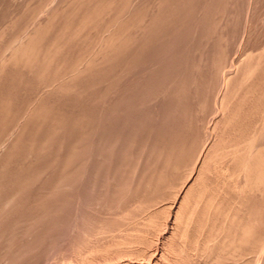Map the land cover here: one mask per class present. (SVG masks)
I'll return each instance as SVG.
<instances>
[{
    "label": "rangeland",
    "instance_id": "rangeland-1",
    "mask_svg": "<svg viewBox=\"0 0 264 264\" xmlns=\"http://www.w3.org/2000/svg\"><path fill=\"white\" fill-rule=\"evenodd\" d=\"M263 170L264 0H0V264H264Z\"/></svg>",
    "mask_w": 264,
    "mask_h": 264
},
{
    "label": "bare ground",
    "instance_id": "bare-ground-1",
    "mask_svg": "<svg viewBox=\"0 0 264 264\" xmlns=\"http://www.w3.org/2000/svg\"><path fill=\"white\" fill-rule=\"evenodd\" d=\"M101 3V2H100ZM109 4V3H108ZM226 6V5H225ZM121 7H122V5H121ZM85 10V9H84ZM96 18V17H95ZM211 19V18H210ZM222 20V19H221ZM84 22V21H83ZM84 24V23H83ZM122 24V23H121ZM91 25V24H90ZM47 28V27H46ZM62 28V27H61ZM67 28V27H66ZM109 28V27H108ZM75 29V28H74ZM54 36V35H53ZM60 37V36H59ZM42 40V39H41ZM216 40V39H215ZM126 41V40H125ZM107 42H109V41H107ZM106 42V43H107ZM30 44V43H29ZM28 44V45H29ZM53 45V44H52ZM34 46V45H33ZM102 47V46H101ZM115 51V50H114ZM37 52V51H36ZM35 52V53H36ZM47 52V51H46ZM84 52V51H83ZM43 56V55H42ZM69 56V55H68ZM126 56V55H125ZM17 57V56H16ZM45 57V56H44ZM22 58V57H21ZM51 59V58H50ZM16 61V60H15ZM44 61V60H43ZM198 61V60H197ZM237 61V60H236ZM199 62V61H198ZM80 66H81V64H80ZM69 68V67H68ZM81 68V67H80ZM34 69V68H33ZM79 69V68H78ZM231 70V69H230ZM50 71V70H49ZM82 71V70H81ZM227 72V71H226ZM228 72H230V71H228ZM78 73V72H77ZM75 75V74H74ZM52 76V75H51ZM60 76V75H59ZM118 76V75H117ZM230 76V75H229ZM229 76H227V77H229ZM46 78V77H45ZM26 79V78H25ZM71 79V78H70ZM208 79V78H207ZM263 79V78H262ZM57 82V81H56ZM40 83V82H39ZM42 90V89H41ZM66 90V89H65ZM80 90V89H79ZM185 90V89H184ZM216 90V89H215ZM44 93V92H43ZM64 94V93H63ZM224 96V95H223ZM247 100V99H246ZM96 101V100H95ZM262 104V103H261ZM63 107V106H62ZM259 109H260V107H259ZM230 111V110H229ZM90 113V112H89ZM111 113V112H110ZM123 113V112H122ZM170 116V115H169ZM32 118V117H31ZM30 118V119H31ZM257 123V122H256ZM246 126V125H245ZM220 127V126H219ZM252 133V132H251ZM242 134V133H241ZM259 134V133H258ZM187 135V134H186ZM253 136V135H252ZM248 137V136H247ZM51 138V137H50ZM47 139V138H46ZM214 139V138H213ZM229 140V139H228ZM178 142V141H177ZM231 142H233V141H231ZM106 143V142H105ZM167 145V144H166ZM243 147V146H242ZM245 149V148H244ZM254 149V148H253ZM197 151V150H196ZM215 152V151H214ZM172 153V152H171ZM205 153V152H204ZM207 154V153H206ZM209 155V154H208ZM248 155V154H247ZM138 157V156H137ZM202 158V157H201ZM203 159V158H202ZM204 159H205V157H204ZM210 160V159H209ZM212 160V159H211ZM19 161V160H18ZM204 161V160H203ZM203 161H201V162H203ZM218 161V160H217ZM220 161V160H219ZM118 163V162H117ZM200 164V163H199ZM205 164V163H204ZM123 165H125V164H123ZM201 165V164H200ZM215 165V164H214ZM199 166V165H198ZM263 167V166H262ZM199 168V167H198ZM210 168V167H209ZM198 170H200V168L198 169ZM214 170V169H213ZM205 171V170H204ZM220 171V170H219ZM243 171V170H242ZM241 171V172H242ZM264 171V170H263ZM166 172V171H165ZM209 173V172H208ZM222 173V172H221ZM225 173V172H224ZM197 174V173H196ZM203 175V174H202ZM83 176V175H82ZM197 176V175H196ZM196 176H193L190 180H189V182L187 183V185H185V189H184V191H183V193H182V195L180 196V200H179V204H178V206L176 207V209H175V211H174V215H177L179 212V206H180V204L182 205V203H183V201H185V194H187L186 192H188V191H190L189 189H190V186L192 185L193 186V184H192V182L195 180V177ZM200 176V175H199ZM102 178V177H101ZM197 178V177H196ZM258 178V177H257ZM198 179V178H197ZM195 182V181H194ZM200 184V183H199ZM212 184V183H211ZM181 185V184H180ZM252 185V184H251ZM204 186V185H203ZM158 187V186H157ZM175 187V186H174ZM90 189V188H89ZM205 189H206V187H205ZM179 190V189H178ZM202 190V189H201ZM136 192V191H135ZM215 192V191H214ZM175 193H177V192H175ZM162 195V194H161ZM160 195V196H161ZM148 197V196H147ZM173 198V197H172ZM250 198V197H249ZM201 199V198H200ZM120 200V199H119ZM130 200V199H129ZM153 200H155V199H153ZM159 200V199H158ZM111 201V200H110ZM117 201V200H116ZM171 201H173V200H171ZM186 203V202H185ZM221 203V202H220ZM194 204V203H193ZM198 204V203H197ZM144 205V204H143ZM156 205V204H155ZM220 205V204H219ZM129 206V205H128ZM145 206V205H144ZM167 206V205H166ZM217 207H218V205H217ZM224 207V206H223ZM226 207V206H225ZM132 208V207H131ZM198 208V207H197ZM190 209V208H189ZM205 210V209H204ZM227 210V209H226ZM225 210V211H226ZM209 211V210H208ZM212 211V210H211ZM216 211V210H215ZM192 212V211H191ZM167 213V212H166ZM224 214H225V212H224ZM157 215V214H156ZM187 216V215H186ZM156 217V216H155ZM180 217V216H179ZM190 217V216H189ZM117 218V217H116ZM149 218V217H148ZM151 218V217H150ZM208 218V217H207ZM118 219V218H117ZM137 219V218H136ZM154 219V218H153ZM218 219V218H217ZM174 220V219H173ZM193 220V219H192ZM229 220V219H228ZM152 221V220H151ZM114 223V222H113ZM117 223V222H116ZM151 224V223H150ZM181 224V223H180ZM205 224V223H204ZM258 224V223H257ZM132 225V224H131ZM214 225V224H213ZM151 227V226H150ZM131 228V227H130ZM146 228V227H145ZM142 229V228H141ZM152 229V228H151ZM134 230V229H133ZM185 230V229H184ZM103 231V230H102ZM104 231H106V230H104ZM160 232V231H159ZM132 234V233H131ZM134 234V233H133ZM173 234V233H172ZM103 235V234H102ZM171 235V234H170ZM105 236V235H104ZM253 236V235H252ZM112 237V236H111ZM128 237V236H127ZM142 237V236H141ZM254 237V236H253ZM140 238V237H139ZM152 240V239H151ZM242 240V239H241ZM157 241V240H156ZM198 241V240H197ZM143 242V241H142ZM147 242H148V240H147ZM256 242V241H255ZM264 243V242H263ZM123 245H126V244H123ZM127 245H128V243H127ZM123 247V246H122ZM131 247V246H130ZM193 248V247H192ZM143 249V248H142ZM141 250V249H140ZM146 250V249H145ZM126 251V250H125ZM145 252V251H144ZM149 252V251H148ZM151 253V252H150ZM258 253V252H257ZM126 254V253H125ZM143 254V253H142ZM191 255V254H190ZM247 255V254H246ZM145 256V255H144ZM233 256V255H232ZM116 257V256H115ZM120 257V256H119ZM115 259V258H114ZM118 259V258H117ZM181 259V258H180ZM47 261V260H46ZM45 261V262H46ZM133 261V260H132ZM168 261V260H167ZM128 263V262H127ZM140 263V262H139ZM147 263V262H146ZM156 263H158L157 261H156ZM122 264V263H121ZM138 264V263H137ZM158 264H160V263H158ZM250 264V263H249Z\"/></svg>",
    "mask_w": 264,
    "mask_h": 264
}]
</instances>
